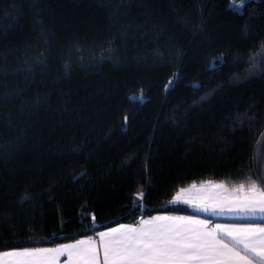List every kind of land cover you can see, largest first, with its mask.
I'll use <instances>...</instances> for the list:
<instances>
[{
    "label": "trees",
    "instance_id": "trees-1",
    "mask_svg": "<svg viewBox=\"0 0 264 264\" xmlns=\"http://www.w3.org/2000/svg\"><path fill=\"white\" fill-rule=\"evenodd\" d=\"M230 1L0 0V253L264 185V0Z\"/></svg>",
    "mask_w": 264,
    "mask_h": 264
},
{
    "label": "snow or ice",
    "instance_id": "snow-or-ice-1",
    "mask_svg": "<svg viewBox=\"0 0 264 264\" xmlns=\"http://www.w3.org/2000/svg\"><path fill=\"white\" fill-rule=\"evenodd\" d=\"M246 183V190L244 182L239 185L241 197L227 205H212V210L252 218L264 215V185L250 178ZM212 187L226 190L223 182ZM197 208L208 211V207ZM210 223L191 216H156L99 232L98 246L89 238L55 249L24 247L0 253V264H56L65 254L68 264H264V226L218 224L209 228Z\"/></svg>",
    "mask_w": 264,
    "mask_h": 264
},
{
    "label": "crops",
    "instance_id": "crops-1",
    "mask_svg": "<svg viewBox=\"0 0 264 264\" xmlns=\"http://www.w3.org/2000/svg\"><path fill=\"white\" fill-rule=\"evenodd\" d=\"M213 184H219V183H212V182H205L196 184L195 188L192 186H189L187 188H184L180 190L174 197L173 202L176 204H183L186 205L191 211L199 214V215H206L211 216L213 219H218L216 221H212L208 219L207 221H211V223L208 225L209 228H213L216 225H260L264 226V224L257 223V221H264V215L257 214L255 218H252L251 215H246L244 213L240 212H229L227 210L220 212L217 208V211L212 210V205H227L229 201H235L237 197H241L243 193L238 191V189H228L222 190L219 188L212 187ZM246 190V189H245ZM180 196V199L177 200L176 198ZM184 200H188L189 203H184ZM197 205L208 207V211H202L197 208ZM157 216H180V215H168V214H162ZM156 217V216H155ZM187 217V216H186ZM194 217V216H191ZM153 218V217H152ZM145 219V220H150ZM196 219L201 220L200 218L194 217ZM119 226V225H118ZM116 227V226H115ZM107 231V230H105ZM81 240H89L88 238H84ZM94 242L98 241L97 239H92ZM80 241V240H78ZM77 242V241H76ZM76 242L69 243V244H75ZM64 244V245H69ZM63 245L52 247L49 249H55L59 248ZM22 250V249H20ZM7 259V258H6ZM100 259H103V252L102 249H100ZM56 264H68V256L65 254L63 256H59L56 260Z\"/></svg>",
    "mask_w": 264,
    "mask_h": 264
},
{
    "label": "rangeland",
    "instance_id": "rangeland-1",
    "mask_svg": "<svg viewBox=\"0 0 264 264\" xmlns=\"http://www.w3.org/2000/svg\"><path fill=\"white\" fill-rule=\"evenodd\" d=\"M248 1H250V0H246V2H248ZM246 2H244V0H231V1L229 2V7H230V8H233V9L239 11V12H242L243 7H244V5H245ZM233 4L235 5V7H232V6H231V5H233ZM114 227H115V226H114ZM116 227H118V225H117ZM108 229H109V228H108ZM108 229H105V230H108ZM105 230H103V231H105ZM97 240H99V236L97 237Z\"/></svg>",
    "mask_w": 264,
    "mask_h": 264
}]
</instances>
